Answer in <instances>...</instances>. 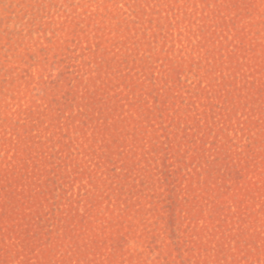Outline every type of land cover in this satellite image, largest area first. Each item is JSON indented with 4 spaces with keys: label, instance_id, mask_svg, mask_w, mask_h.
Instances as JSON below:
<instances>
[{
    "label": "rangeland",
    "instance_id": "1",
    "mask_svg": "<svg viewBox=\"0 0 264 264\" xmlns=\"http://www.w3.org/2000/svg\"><path fill=\"white\" fill-rule=\"evenodd\" d=\"M0 264H264V0H0Z\"/></svg>",
    "mask_w": 264,
    "mask_h": 264
}]
</instances>
